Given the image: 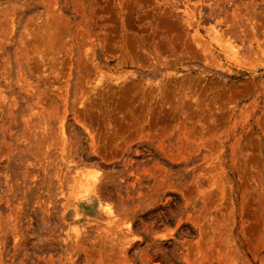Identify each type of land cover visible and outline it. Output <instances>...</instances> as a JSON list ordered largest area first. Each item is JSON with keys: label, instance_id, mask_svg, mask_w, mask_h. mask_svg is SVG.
Listing matches in <instances>:
<instances>
[{"label": "rangeland", "instance_id": "obj_1", "mask_svg": "<svg viewBox=\"0 0 264 264\" xmlns=\"http://www.w3.org/2000/svg\"><path fill=\"white\" fill-rule=\"evenodd\" d=\"M0 264H264V0H0Z\"/></svg>", "mask_w": 264, "mask_h": 264}, {"label": "bare ground", "instance_id": "obj_2", "mask_svg": "<svg viewBox=\"0 0 264 264\" xmlns=\"http://www.w3.org/2000/svg\"><path fill=\"white\" fill-rule=\"evenodd\" d=\"M233 48V47H232ZM92 183V182H91ZM90 186H91V184H90ZM93 187H94V185H93ZM92 188V187H91ZM89 192H90V190H89ZM84 193V192H83ZM86 193V192H85ZM89 194H91V192L89 193ZM86 196V195H85ZM89 201V200H88ZM106 209V208H105Z\"/></svg>", "mask_w": 264, "mask_h": 264}]
</instances>
